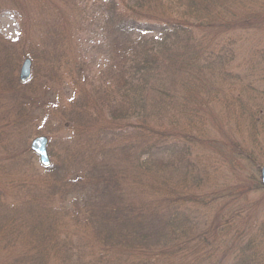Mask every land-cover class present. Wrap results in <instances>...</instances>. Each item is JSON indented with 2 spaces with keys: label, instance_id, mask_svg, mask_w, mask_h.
Wrapping results in <instances>:
<instances>
[{
  "label": "rangeland",
  "instance_id": "obj_1",
  "mask_svg": "<svg viewBox=\"0 0 264 264\" xmlns=\"http://www.w3.org/2000/svg\"><path fill=\"white\" fill-rule=\"evenodd\" d=\"M1 2L6 8L0 7V260L21 257L27 259L23 264H41L44 255V264H60V256L69 255L83 258L85 264H195L192 254L214 246V255L228 250L224 264H229L238 242L259 232L256 223L264 219V190L243 194L239 188L238 197L237 191L232 197L227 193L217 199L219 204L202 210L198 204L186 205L193 220L168 226L161 238L164 243L147 238L125 242L132 240L127 230L132 222L148 219L159 226L168 220L167 194L176 182L157 178L159 187H150L147 180H154L153 172L141 169L140 179L125 160L119 170L115 155L107 157L110 166L116 164L109 173L90 167L96 158L89 157L88 141H103L108 148L103 134L121 121L115 118L118 110L130 114L134 108L131 82L122 87L125 92L119 98L124 78L129 82L133 77L118 71L120 44L104 32L101 20L108 15L103 10L116 6L141 17L151 12L176 25L183 18L193 24L188 45L180 48L177 44L188 40L174 43L173 37L168 42L173 55L164 49L166 57L172 55L160 66L161 79L174 89L169 102L147 86L143 95L149 102L162 97L169 115L165 129L174 130L177 139L192 141L198 191L225 193L224 188L240 184L246 175H260L264 165V0H246L248 6L241 1L240 15L228 24H220L218 17L204 22L203 17L192 18L187 0ZM27 58L32 60L31 76L22 82L20 70ZM183 62L189 64L180 71ZM130 119L133 123L136 118ZM124 121L128 123L127 118ZM39 136L49 140V167L31 149ZM235 143L261 162L258 168L239 157ZM175 174L183 178V173ZM141 193L155 204L164 201L160 220L148 214L147 206L140 212L133 208ZM113 209L126 223L107 221L106 228L97 224L104 210L110 214ZM201 212L204 222L199 220ZM218 214L224 215L226 228L211 233L208 226ZM111 224L120 233V243L117 235L107 242L105 232H110ZM65 243L68 246L64 250L59 245L56 256L52 249ZM202 244L206 248L197 251Z\"/></svg>",
  "mask_w": 264,
  "mask_h": 264
},
{
  "label": "trees",
  "instance_id": "obj_2",
  "mask_svg": "<svg viewBox=\"0 0 264 264\" xmlns=\"http://www.w3.org/2000/svg\"><path fill=\"white\" fill-rule=\"evenodd\" d=\"M7 1L8 0H6V3ZM241 1L244 2L245 6H248L247 2L251 3L250 0H247V2L246 0H187L189 3L186 9L187 13L192 15V18L203 17L204 20L201 22H204L206 19H211L212 17H218L222 20L219 22L220 24H228L233 18L240 15L237 11L238 4ZM1 4L2 2L0 3V7L2 6ZM5 8V5L2 6V10H5ZM44 8L43 3L40 5L39 10L42 11ZM103 11H107L108 15L105 16L104 21L101 20V28L105 33L109 32V37H114L112 38L113 41H119L121 48L119 53V58H121V60L120 62L118 61L119 64L117 69L118 71L120 69L119 72H121L122 75L126 72H130L134 80L128 82V79L124 78L122 85L119 86V98L122 96V93L125 92H122V87L127 86V84L131 82L134 86V88L130 89V92H133L132 95H134V99H132L134 102L132 107L134 108L133 110H130V114L127 112L123 114L122 111L118 110V115L115 118H118L121 121L117 119L119 124L115 127L107 128L103 134L105 138L104 142L108 141L110 145L108 148H105V146L102 145L103 141H88L91 143V149L93 148L92 150L90 149L89 157L96 158L90 162V167L96 169L99 166L97 169L106 174L111 172L116 164H118L117 166L119 170H121L119 163L125 160L126 163L128 161L130 162V169L132 168L133 173L140 177V179L142 175L141 169L144 168L148 173L153 172L154 180H147L150 187H159L157 178L171 177L176 182V186L172 185L171 189H169L170 194H167V196L171 197L168 200L170 209L168 212V220L163 222V225L160 224L159 226L154 225L155 221H149L148 219L132 222L127 227V230L131 232L129 236L132 240H127L125 242L132 243L147 238V240L154 239L164 243V241H161V238L164 237V235L166 236L167 228L172 227L170 225H174L177 221L182 223L193 220L194 217L191 219L190 215H192V213L186 209L188 207L186 205L198 204L201 206L202 210L205 207H214L219 204L217 199H224L225 196H227V193H229V197H232L237 191L236 196L238 197L240 194L238 191L239 188L243 194L244 192L247 193V191L253 189L264 190L260 175L252 173L241 179L240 184H233L224 188L223 190L228 189V191H225L226 195L224 192L219 193L217 189L212 191H198V188L200 187L196 182V179L199 171L195 167L194 157L192 158V141H182L181 139H177L175 138V135H173L174 130L170 129L169 131L165 129L164 119L169 117V115L166 116L165 111L162 108L161 104L164 102L162 97H157L154 100H150V102L148 98L145 99L144 95H147L145 94L147 86L149 90H154L158 95L166 97L167 102H169L174 89L171 90L172 87H169L166 81L161 79L160 66L165 64V62L172 60L173 52L168 49V45H170L173 37H175L174 43H181L180 41L185 39L188 40L187 43L177 44L180 48H182V45H188L191 40L190 36L193 32V24L183 18V20H178L176 25L171 22L169 17L161 18L155 16L154 13L151 12H147V16L141 17L134 15L131 12L118 10L116 6L110 11ZM198 13H202V15L198 16ZM255 14L257 13H254V15ZM184 23L186 24L182 26ZM177 26L181 27L177 28ZM146 35L147 39L145 38ZM164 49H168L172 55L166 57ZM188 64L189 63L186 64L183 62L180 71L183 69L186 70ZM144 76L147 77V80H144ZM157 79H159V82L156 83ZM164 87H168V89H164ZM170 103L175 105V100H171ZM75 115L82 117V114L80 113H75ZM94 115L97 117L96 114ZM132 116H135L136 118L133 123L130 121V117ZM126 118L130 124L128 126V123L126 124V121H124ZM128 130L130 131V134L127 133L126 135L125 133L126 131L128 132ZM122 141L129 142L123 143ZM235 145L239 148V157L249 160L250 163H252V160L254 162V167H259L261 162L256 161L251 152L245 150L241 151V145L237 143H235ZM109 155H115L119 159V162L116 161V164L112 163L110 166L108 163L111 162H108L109 160L107 159ZM86 160L88 159L85 158V161ZM114 171L116 172V170ZM175 172L183 173V178H179V175H176ZM156 190L158 189L156 188L154 191ZM100 195L103 196L102 193ZM135 202H138L134 203L135 205L133 208L135 210L140 212L145 210L147 206L149 211L148 214L154 218L158 217L160 220V213L164 208V201L162 204H155L152 199H147V195L141 193L137 196ZM15 211V213L18 212L17 210ZM119 214L120 211L118 209L111 210L110 214L108 211L104 210L97 218V224L99 223V225L104 228L108 225L106 223L107 221L109 223L115 222L124 224L125 219L123 220V217L120 218ZM163 214L166 215L165 212H163ZM117 217H119L120 220L119 218L117 219ZM199 220L202 222L206 220V217L202 212L199 214ZM223 220L224 215H215L214 221L210 222L208 226L209 231L211 233L213 231L215 233L223 231V229L226 228V223H223ZM2 225L3 224H1V226ZM256 225V232L258 229L259 232L254 235L253 239L251 238L247 239L245 242L244 240L243 242H238L241 244L237 247L238 251L233 253L234 255L232 254L233 256L232 259H229L231 260L229 264H264V237L262 236L264 235V219L257 221ZM112 228L111 224L109 226L110 232L108 234L105 232V237L108 238L107 242L113 240L117 235L116 241L120 243L119 231H115ZM156 228H159V230L155 231ZM99 229L102 228L99 227ZM157 233H159V239L156 238ZM59 245L64 246V250L68 246L66 243L65 245L58 244V246L55 247L57 251L55 248L52 249V251L54 250L56 252V256L60 255ZM2 248L3 246L1 249ZM202 248H206V246L202 244L196 250L202 251ZM179 249H183L182 246L179 247ZM213 249H215L214 246L209 251L206 249L205 252L203 251L200 254H192L190 259L194 258L193 262L197 260L199 264H224L227 259L226 256L228 250L225 249L223 254L218 256L214 255ZM196 250H194V252H196ZM170 256L173 257L175 254ZM28 259L33 260L30 257H28ZM25 261H27V259L21 257L11 260H5V258H3L0 260V264H23ZM57 262L60 264H85L83 258L79 257L74 259L69 257V255L60 256ZM41 264H44V255L42 256Z\"/></svg>",
  "mask_w": 264,
  "mask_h": 264
},
{
  "label": "water",
  "instance_id": "obj_3",
  "mask_svg": "<svg viewBox=\"0 0 264 264\" xmlns=\"http://www.w3.org/2000/svg\"><path fill=\"white\" fill-rule=\"evenodd\" d=\"M32 61L26 59L20 70V80L26 81L31 76ZM31 149L34 151L40 159L43 166L49 167L51 165V160L48 153V138L46 136L36 137L31 143ZM260 180L264 186V165L260 168Z\"/></svg>",
  "mask_w": 264,
  "mask_h": 264
}]
</instances>
